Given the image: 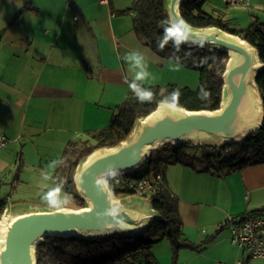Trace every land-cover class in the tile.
<instances>
[{
	"label": "crops",
	"instance_id": "1",
	"mask_svg": "<svg viewBox=\"0 0 264 264\" xmlns=\"http://www.w3.org/2000/svg\"><path fill=\"white\" fill-rule=\"evenodd\" d=\"M134 2L0 0V135L10 139L0 171L15 157L17 164L40 168L62 160L70 141L110 123L131 81L199 86L198 72L158 55L134 34L133 14H121ZM207 5L239 27L264 22V0ZM196 161L170 164L165 181L178 199L185 238L211 242L201 250L182 249L175 264H264L234 247L230 230L219 228L229 217L264 210V164L216 175ZM166 240L153 249L160 264L163 256L166 264L171 260Z\"/></svg>",
	"mask_w": 264,
	"mask_h": 264
},
{
	"label": "trees",
	"instance_id": "2",
	"mask_svg": "<svg viewBox=\"0 0 264 264\" xmlns=\"http://www.w3.org/2000/svg\"><path fill=\"white\" fill-rule=\"evenodd\" d=\"M208 2L184 0L181 6L184 19L196 28L217 27L240 36L258 49L264 63V22L254 21L248 27H239L234 20L225 19L220 10H206ZM129 13L133 14V27L140 39L162 57L198 72L199 86L196 89L178 84L146 86L142 82L131 81L130 85L151 91L152 97L142 101L130 88L127 98L118 105L117 112L106 127L87 131L84 137L70 141L58 172L61 178L57 180L63 192L75 199L77 208L87 207L74 181L79 164L97 149L116 147L126 141L137 121L149 116L160 103L166 102L192 111L218 110L222 103L224 74L229 61L227 52L182 40L172 29L167 0H135L132 7L121 12ZM257 84L264 106V69L258 74ZM176 93L178 95L173 99ZM196 160L202 161L204 169L216 175H227L248 166L264 164V120L261 128L245 139L223 146L167 143L152 152L141 167L127 176L142 178L161 174L165 180L166 168L170 164L192 165ZM108 184L117 198L133 195L118 183V177L110 179ZM150 201L161 219L153 221L146 232L137 236L114 233L99 239L47 237L37 246L38 264H160L153 249L162 239L170 242L176 263L182 249L201 250L211 242L209 239L194 244L185 238L179 202L167 188L166 181ZM8 207L9 196L0 198V221Z\"/></svg>",
	"mask_w": 264,
	"mask_h": 264
},
{
	"label": "water",
	"instance_id": "3",
	"mask_svg": "<svg viewBox=\"0 0 264 264\" xmlns=\"http://www.w3.org/2000/svg\"><path fill=\"white\" fill-rule=\"evenodd\" d=\"M183 2L167 0L172 29L179 37L229 54L220 109L192 111L160 103L149 116L137 121L126 141L97 149L79 164L74 181L87 207L27 212L8 223L0 264H38L37 246L47 237L99 239L114 233L137 236L146 232L153 221L161 219L151 201L134 195L115 198L110 179L134 173L152 152L167 143L223 146L261 128L264 106L257 77L264 63L258 49L220 28L190 25L181 13ZM115 199L121 201L120 206L115 205Z\"/></svg>",
	"mask_w": 264,
	"mask_h": 264
},
{
	"label": "rangeland",
	"instance_id": "4",
	"mask_svg": "<svg viewBox=\"0 0 264 264\" xmlns=\"http://www.w3.org/2000/svg\"><path fill=\"white\" fill-rule=\"evenodd\" d=\"M208 7L209 6L206 5L205 9L208 10L209 9ZM134 34L137 37H139L135 31ZM145 45L148 46L153 52L160 55L155 49H153L147 43H145ZM162 147L163 146H161L160 148ZM159 149L155 151H158ZM59 158L60 157L58 156V159L56 158L55 161H53V163L50 165L45 164L44 162V164H42L43 167L40 168L41 167L40 164L36 165V164L27 163L25 166L19 163L17 164V157H15L10 164H7L6 169H2L3 171L2 170L0 171V181L4 182V185H2L0 188V195H1L0 198L9 196L8 209H9V216L11 218L27 212L52 211L58 208L79 209L77 208L76 201L73 197L67 199V202H65V193L63 192L61 186L59 185V180H57L58 178L59 179L61 178L58 175V172L60 171L61 168V163H60L61 160ZM196 164L198 168L200 169L204 168L202 161L197 160ZM18 177H20L19 180L17 179ZM57 187H60L61 191L57 193L56 196L53 197V199L56 200V203L53 204L50 203V201L45 197L49 192L53 191ZM115 198L117 197L115 196ZM5 212L6 211H4L1 220ZM165 259L166 256L165 257L163 256L162 264H166ZM168 261L170 262L169 264L171 263L175 264L173 252L171 253V260H167V262ZM176 263H177V259H176Z\"/></svg>",
	"mask_w": 264,
	"mask_h": 264
},
{
	"label": "built area",
	"instance_id": "5",
	"mask_svg": "<svg viewBox=\"0 0 264 264\" xmlns=\"http://www.w3.org/2000/svg\"><path fill=\"white\" fill-rule=\"evenodd\" d=\"M230 6H247L249 0H223ZM110 0H100L109 4ZM10 139L0 135V154L8 147ZM118 183L133 193L134 196L150 200L151 197L165 186L161 174L142 178H131L127 174L118 176ZM131 195V196H133ZM220 229H229L231 243L234 247L247 254L250 258H264V211L247 212L241 216L229 217L219 225ZM217 264H225L218 262ZM236 264H243L238 261Z\"/></svg>",
	"mask_w": 264,
	"mask_h": 264
},
{
	"label": "clouds",
	"instance_id": "6",
	"mask_svg": "<svg viewBox=\"0 0 264 264\" xmlns=\"http://www.w3.org/2000/svg\"><path fill=\"white\" fill-rule=\"evenodd\" d=\"M137 62H139V61H137ZM142 78H143L142 73L137 75V79H142ZM129 86L133 90L135 95L142 101L150 99L153 95V93L151 91L141 90L140 88H137V86L135 84H132ZM177 95H178V93L174 94L173 99H175ZM45 178H47V177H45ZM60 191H61L60 187H57L53 191L49 192L45 198L48 199L50 201V203L54 204V203H56V200H54L53 197L56 196V194L59 193ZM69 198L70 197H68L67 194H65V202H67V199H69Z\"/></svg>",
	"mask_w": 264,
	"mask_h": 264
},
{
	"label": "bare ground",
	"instance_id": "7",
	"mask_svg": "<svg viewBox=\"0 0 264 264\" xmlns=\"http://www.w3.org/2000/svg\"><path fill=\"white\" fill-rule=\"evenodd\" d=\"M215 143H221V142L216 141ZM114 203L116 206H120L121 201L119 199H115ZM8 214H9V212L4 214L2 220L0 221V227H1L0 247L2 246V244L4 242V234H5V230H6L8 223H10L11 221H13L16 218V217H14V218L10 219Z\"/></svg>",
	"mask_w": 264,
	"mask_h": 264
}]
</instances>
